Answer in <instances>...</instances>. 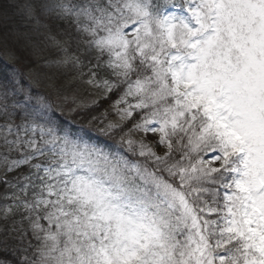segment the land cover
I'll return each mask as SVG.
<instances>
[{"label": "snow or ice", "instance_id": "snow-or-ice-1", "mask_svg": "<svg viewBox=\"0 0 264 264\" xmlns=\"http://www.w3.org/2000/svg\"><path fill=\"white\" fill-rule=\"evenodd\" d=\"M26 12L71 19L98 61L88 83L120 92L119 122L101 132L131 127L113 150L5 85L0 127L15 138L3 143L22 153L8 170L35 169L4 209L28 224L22 264H264V0H37Z\"/></svg>", "mask_w": 264, "mask_h": 264}, {"label": "rangeland", "instance_id": "rangeland-1", "mask_svg": "<svg viewBox=\"0 0 264 264\" xmlns=\"http://www.w3.org/2000/svg\"><path fill=\"white\" fill-rule=\"evenodd\" d=\"M36 2L37 0H7L6 8L9 7L11 13L5 14L0 7V34L8 32L9 35L6 43H0V98L6 84L10 90V82L19 81V85L27 89L32 96L43 98L42 103L49 105L47 114L56 122L58 128L80 135L86 134L85 138H91L93 142L104 139L103 143L112 146L113 150L118 149L120 138L123 136L120 131L113 130L110 135H105L101 129H105L109 122H119L113 105L120 92L111 93L113 98L108 100L106 109L103 108V103L99 104L101 100L107 99L109 94L106 96L102 88L88 83L89 71L95 70L91 68V64L98 63L96 54L90 51L85 43L88 38L69 18L42 14L39 15L37 23V20L29 17L26 12V6ZM39 2L57 4L61 0ZM73 56L79 57L83 63H75ZM65 59L68 60L67 63L63 62ZM101 75L107 76V70L102 69ZM14 98L8 97L9 105ZM0 103H3L2 99ZM64 119L73 122L78 129L73 130L70 123ZM9 122L18 125L21 120L19 116H14ZM4 123L5 117L0 115V126ZM127 126L131 127V123ZM5 135L10 140L14 139L15 131L6 133L0 127V244L7 242L22 251L25 256L31 254V249L27 253L24 252L31 235L29 233L23 240L19 238L21 227H28L27 222L22 221V210L17 211L13 207V212L5 217L4 209L13 205L16 195H19V187L24 183L22 174L27 175L35 169H31L30 165H23L8 170L11 161L21 158L22 153L7 151V146L3 143ZM133 135L139 138V134ZM147 138L154 140L157 136L148 134ZM157 151L162 152L163 148L158 147ZM39 162L46 160L40 157L31 163Z\"/></svg>", "mask_w": 264, "mask_h": 264}, {"label": "trees", "instance_id": "trees-1", "mask_svg": "<svg viewBox=\"0 0 264 264\" xmlns=\"http://www.w3.org/2000/svg\"><path fill=\"white\" fill-rule=\"evenodd\" d=\"M6 2H7V0H0V7L3 8V11L1 9V11L3 12V14H5V13H11L9 7L6 8V6H7ZM0 52H2L1 49H0ZM0 248L4 249L5 251L10 252V253H12V252L13 253H19L20 252V251L14 249L11 245L6 246L5 244H3V246H0ZM19 264H22V261Z\"/></svg>", "mask_w": 264, "mask_h": 264}]
</instances>
